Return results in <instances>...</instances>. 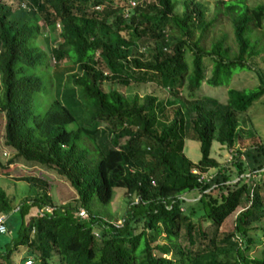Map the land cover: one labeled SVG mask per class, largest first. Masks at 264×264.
Listing matches in <instances>:
<instances>
[{
  "label": "trees",
  "instance_id": "16d2710c",
  "mask_svg": "<svg viewBox=\"0 0 264 264\" xmlns=\"http://www.w3.org/2000/svg\"><path fill=\"white\" fill-rule=\"evenodd\" d=\"M9 1L0 0V119L3 144L12 155L0 161V175H11L16 162L43 166L74 188L78 205L56 206L49 179L20 176L37 192L18 206L17 233L0 243V264H24L28 256L35 264H264V256L247 255L252 224L264 220V181L251 186L245 175L264 171V142L238 151L227 167L210 156L214 140L223 147L235 143L238 116L264 95L263 78L254 89L228 88L225 103L191 98L171 116L157 96H127L114 87L153 83L174 95L187 87L194 96L203 81L228 86L235 71L252 70L248 58L259 50L250 34L263 26L264 4L241 8L246 0H217L209 19L195 0H184L181 13L175 11L177 0L136 3L127 16L117 0ZM221 8L231 15L235 50L225 35L208 47L202 43ZM111 17L115 41L103 35ZM57 28L59 41L48 54L37 39ZM140 40L151 44L146 60L132 55ZM51 58L61 66L56 73L63 66L76 69L67 74L61 97L36 113L34 95L52 84ZM76 121L78 127L69 128ZM189 128L200 143L195 163L184 154ZM83 137L87 146L82 147ZM193 168L217 171L201 182ZM114 187L137 198L119 227L90 207L94 198L107 204ZM186 190L198 192L197 207L186 206L180 195ZM244 194L249 204L237 213L233 229L224 232ZM33 207L36 215L26 219ZM79 207L87 210V219L77 216ZM13 209L12 198L0 187V213ZM161 236L163 242H156Z\"/></svg>",
  "mask_w": 264,
  "mask_h": 264
},
{
  "label": "rangeland",
  "instance_id": "374dc122",
  "mask_svg": "<svg viewBox=\"0 0 264 264\" xmlns=\"http://www.w3.org/2000/svg\"><path fill=\"white\" fill-rule=\"evenodd\" d=\"M4 1H7V4H10L9 0ZM130 1H134L137 4H143L151 0H117L116 2H118L120 5H124L126 8L130 6ZM183 1L184 0H177V5L175 8V11L177 13L182 12L184 8ZM195 1L201 2L206 7L207 17L209 19H212L214 17L216 12L215 5L217 0ZM11 4L15 6L14 2H12ZM257 4H264V0H246L245 2H240L239 6H241V8H243L244 6L254 7ZM115 30L116 26L114 18L111 17L109 19V27L104 30L103 35L106 39L115 41L118 37ZM58 34V28L54 31H50L49 29L44 30L42 35L38 37L37 44L49 54L50 49L53 46H56L57 42L59 41ZM222 35H225L226 43L230 45L233 50H235L236 46L234 43L231 15L226 14L223 8H221V11L217 15L212 27L204 36L202 43L206 47H208L213 41H215ZM250 38L252 43L255 44L256 49L259 50L258 55L248 58L252 70L240 69L235 71L228 86H213L203 81L201 87L195 92L194 96L190 94V91L187 89V87H183L179 95H174L170 90L158 87L153 83H132L127 87H123L121 85H114V87L118 88L127 96H133L135 94L139 95L140 97L146 94H153L157 96L166 106V110L169 116L172 115L173 110L176 107L181 106L184 108L185 106H187L186 102L191 98L202 99L204 97H210L217 100L218 102L225 103L227 100L228 88L250 90L261 84V78H263L264 81V23L262 28L253 29L252 33L250 34ZM150 50L151 44L149 40L136 41V47L132 48V55L138 56L142 60H146L149 58ZM130 52L131 49H129L128 53ZM186 60L189 63V69L191 70L192 64L189 55L186 56ZM204 63L206 66V77H209L211 60L206 58L204 60ZM60 67H56L54 65V62L50 60L49 74L52 80V84L49 85V91L46 90V88H42L40 92L34 95L32 101L34 112L40 113L45 111L54 97H61L60 94L62 93V90L64 88L63 83L67 74L74 72L76 69L73 66H63L64 68L56 73L55 69H58ZM38 74H41V70H39ZM43 82V84L46 85V74L43 77ZM2 118L0 119V161L5 163L12 154L4 147L3 144L2 134L4 129V119ZM77 127L78 121L69 125V128L72 129ZM85 141L86 139L83 137L80 140V146H87ZM97 141L98 143H101L103 142V139L99 138ZM262 142H264V95L256 100L245 113H241L238 116V137L232 147H223L214 140L212 143L210 156L215 158L223 167H227L231 164V162L228 163L229 149H233L237 153L238 151H244L249 147H253ZM184 154L194 163L199 161L201 157L199 140H197V138L193 135V132L190 128L187 131ZM16 163L17 164L13 165L16 167L14 170H12L13 172L11 173V175H0V187L3 188L6 193L12 198L14 209L20 205L21 201H23L25 197L31 196L35 192H37V190L34 187H30L25 180L20 179V176L26 174L39 175L50 180L49 194L56 206L65 203L78 205L77 193L75 192L74 188L70 186V184L65 179L60 177L57 173H55L54 171H50L40 165H37L35 168H33L32 166L25 165L22 162ZM216 171L217 169L210 168L207 174L211 176L214 175ZM245 175L248 177V181L251 186L254 183H261L264 181V171L252 174L251 176L248 173H246ZM180 195L185 200V204L187 207H191L192 205L197 207V205L195 204L196 196L198 195L197 191L186 190L183 191ZM249 198L250 196L245 194L242 196L240 207L225 220L223 224L224 232H229L233 229L234 219L237 213L244 206L249 204ZM136 200V196L129 195L126 192V189L121 187H114L112 190V197L107 204L100 203L94 198L92 199L90 207L95 215L109 219L115 224H119L120 222H122L124 215L128 211L130 203L136 202ZM184 212H186V210H184ZM36 213L37 208L33 207L30 210L29 214L26 216V219H28L29 216L36 215ZM196 215L197 217L201 216L202 211H198ZM194 220L198 219L194 217ZM19 221V214L16 211L12 212L7 222V233L0 234V243H4L8 239L16 235ZM202 222L204 227L208 225L207 221L203 220ZM252 225L253 228L250 232V236L253 242L250 245L249 251H247V255H249L250 257L260 258L264 256V220L255 222ZM156 242H163V237H159ZM156 242H154L153 244H155ZM28 258L30 259V256H28Z\"/></svg>",
  "mask_w": 264,
  "mask_h": 264
},
{
  "label": "built area",
  "instance_id": "2783aa9c",
  "mask_svg": "<svg viewBox=\"0 0 264 264\" xmlns=\"http://www.w3.org/2000/svg\"><path fill=\"white\" fill-rule=\"evenodd\" d=\"M135 2L134 1H130V6L129 7H126L125 9H124V15L125 16H127L128 15V9L130 8V7H133V6H135ZM97 8H99V6H97ZM58 27H59V25H57ZM51 60L54 62V58H51ZM236 155H237V153H236V151L235 150H233V149H229V155H228V163H230V162H232L233 160H234V158L236 157ZM240 158L241 159H243L244 158V156H243V154H240ZM192 173H194V174H196V175H198L199 176V181H207L211 176H209L207 173H200V171L198 170V169H196V168H193L192 169ZM137 201V200H136ZM19 209V207H16L15 209H13L11 212H9V213H5V212H2V213H0V234H5V233H7V231H8V227H7V222H8V220H9V218H10V214L12 213V212H14V211H17ZM53 210V207H47V208H45V211H48V212H51ZM38 211V210H37ZM38 213H40V212H38ZM77 216L80 218V219H87L88 218V216H89V214H88V212H87V210L85 209V208H79L78 210H77ZM122 223H123V220H122V222H120L119 224H115V223H113L115 226H117V227H119V226H121L122 225ZM95 235L96 236H98V234L97 233H95ZM24 264H34V261H33V259L32 258H27L25 261H24Z\"/></svg>",
  "mask_w": 264,
  "mask_h": 264
},
{
  "label": "crops",
  "instance_id": "0c3cea01",
  "mask_svg": "<svg viewBox=\"0 0 264 264\" xmlns=\"http://www.w3.org/2000/svg\"><path fill=\"white\" fill-rule=\"evenodd\" d=\"M36 166H34L33 168H35ZM208 173V172H207Z\"/></svg>",
  "mask_w": 264,
  "mask_h": 264
}]
</instances>
